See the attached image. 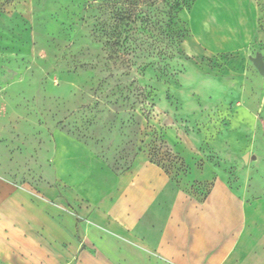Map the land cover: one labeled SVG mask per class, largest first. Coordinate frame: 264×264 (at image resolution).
<instances>
[{
	"label": "rangeland",
	"instance_id": "374dc122",
	"mask_svg": "<svg viewBox=\"0 0 264 264\" xmlns=\"http://www.w3.org/2000/svg\"><path fill=\"white\" fill-rule=\"evenodd\" d=\"M194 1L0 0V213L18 204L21 222L18 241L0 214V264H72L82 236L62 226L97 194L72 177L106 196H173L187 225L211 202L264 214V75L251 60L264 57V0L248 48L228 6L215 53L191 33ZM208 2L215 16L222 0Z\"/></svg>",
	"mask_w": 264,
	"mask_h": 264
},
{
	"label": "crops",
	"instance_id": "0c3cea01",
	"mask_svg": "<svg viewBox=\"0 0 264 264\" xmlns=\"http://www.w3.org/2000/svg\"><path fill=\"white\" fill-rule=\"evenodd\" d=\"M234 1L240 7V25L243 26L245 19L248 22V28L242 34L248 43L245 41L240 48H248L251 35L259 26L258 0H222L220 11L215 16L207 10L211 9L208 0H204L202 11L196 12L202 0H195L189 15V27L193 37L205 49L214 53L219 51L210 42L213 39L224 42L223 49H227L230 38L215 34L219 29L222 31L220 25L223 26L228 6L235 4ZM235 32L237 34L234 30L232 35ZM73 145L80 147L75 141ZM63 157L61 163L68 160ZM73 162L70 164L78 175L77 164ZM66 183H72L82 191L88 187L97 192L91 197H83L85 203L91 205L90 210L85 207L81 214H67V222L62 226L63 231H74L82 236L81 242L73 244L75 255L72 264H171L169 260L178 264H264V214L260 212V203L237 213L228 210L225 203L211 202L199 211L190 210V225H187L182 222V212L173 196L147 193L143 189L137 193L106 196L101 193L103 184L96 181L81 182L72 177ZM143 199L154 200L152 211L155 220L148 219ZM107 200L111 209L103 207ZM17 205L11 207V213L6 207L1 208L4 212L0 214L2 217L11 216L12 232L17 234L15 240L19 241L21 222ZM84 217H89L92 225L86 224ZM25 219L22 224L27 223ZM237 222L241 228L229 230V224Z\"/></svg>",
	"mask_w": 264,
	"mask_h": 264
},
{
	"label": "water",
	"instance_id": "95a60500",
	"mask_svg": "<svg viewBox=\"0 0 264 264\" xmlns=\"http://www.w3.org/2000/svg\"><path fill=\"white\" fill-rule=\"evenodd\" d=\"M251 60L254 63L255 67L258 69V71L264 75V57L262 54H257L256 56H251ZM255 158V156H254ZM246 162L249 160V154H246L245 156Z\"/></svg>",
	"mask_w": 264,
	"mask_h": 264
}]
</instances>
